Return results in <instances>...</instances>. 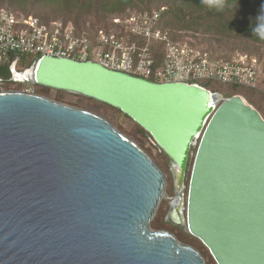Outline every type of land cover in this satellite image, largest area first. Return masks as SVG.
Instances as JSON below:
<instances>
[{"label":"water","instance_id":"water-1","mask_svg":"<svg viewBox=\"0 0 264 264\" xmlns=\"http://www.w3.org/2000/svg\"><path fill=\"white\" fill-rule=\"evenodd\" d=\"M11 77L119 110L171 162L168 221L216 264H264V117L244 97L50 57L13 66ZM166 186L157 163L105 119L0 93V264H207L152 229Z\"/></svg>","mask_w":264,"mask_h":264},{"label":"built area","instance_id":"built-area-1","mask_svg":"<svg viewBox=\"0 0 264 264\" xmlns=\"http://www.w3.org/2000/svg\"><path fill=\"white\" fill-rule=\"evenodd\" d=\"M163 12L164 8L146 7L127 17H107L104 27L87 24L80 31L63 21L44 23L33 15L17 16L0 8V69L17 70L23 59L50 57L92 62L156 83L260 87L255 56L213 55L197 38L171 32ZM6 83L0 76V93L6 91ZM22 91L35 94L28 88Z\"/></svg>","mask_w":264,"mask_h":264},{"label":"rangeland","instance_id":"rangeland-1","mask_svg":"<svg viewBox=\"0 0 264 264\" xmlns=\"http://www.w3.org/2000/svg\"><path fill=\"white\" fill-rule=\"evenodd\" d=\"M60 2V1H59ZM55 1H42V2H36L35 0H28V2H25V8L21 7L22 9H17V11L22 12L23 15L27 14H35L38 16H41L42 18H69V19H79V20H85L84 27L87 26V24L93 23V17L91 12L86 13L82 12L78 8L74 10H69L67 7H65L64 3H59ZM2 4V3H1ZM19 3L15 4V7H17ZM146 7H154V4L150 3L149 1H146L143 8ZM66 8V9H64ZM161 9V8H160ZM79 13H81L79 15ZM169 20V19H168ZM106 24H101L100 26L104 27ZM169 27V26H167ZM179 37L182 36V34L178 35ZM230 35H219L214 30H210V33L206 35V38L203 39L202 37H199L201 39L200 44L206 47L213 55L218 54L219 56H231L236 53H247L250 55H253L257 58V61L259 62V69L261 71L262 76V83L258 89L255 91L250 88L245 87H230L226 85H212L213 88L216 90L224 93V94H240L245 97H251L252 95H255L252 99H246L247 102L257 109L261 115L264 117V46L261 45H255L250 42H246L243 40L233 39ZM30 58L23 59V64H28ZM22 64V65H23ZM26 69H22L19 67L17 69V72H22ZM6 91H22L25 89H32L36 92V94L39 93V95L46 97L52 101L65 104L67 106L79 108L88 112H91L106 121H108L112 126L118 130L120 133H122L124 136L129 138L131 141H133L135 144H137L139 147H141L156 163L157 165L162 169L166 176L167 180V186H166V196L162 200L157 212L156 216L154 217L151 227L153 230H164L172 233L181 243L190 245L197 249L201 255L206 260L207 264H216L211 255L209 254L208 250L195 238L190 236L186 231L183 229L174 226L168 221V213L170 210V202H172L175 192H174V176L172 172V166L169 158L161 152L150 140L148 135H145L141 128L132 120H130L128 117H126L123 113H121L119 110L114 109L110 106H107L105 104L99 103L97 101H94L92 99H88L79 95H74L68 92L63 91H56L51 90L48 88H44L32 83H15L12 81V77L9 82L5 84ZM242 96V97H243ZM252 100V101H251ZM196 149H193V153H195ZM193 157L190 158L187 176H186V185L188 186L190 171L192 167ZM187 197V190L185 191ZM160 226V227H158Z\"/></svg>","mask_w":264,"mask_h":264},{"label":"trees","instance_id":"trees-1","mask_svg":"<svg viewBox=\"0 0 264 264\" xmlns=\"http://www.w3.org/2000/svg\"><path fill=\"white\" fill-rule=\"evenodd\" d=\"M36 2L42 1H55L64 3L65 7L69 10L78 8L82 12L90 13L93 17L92 25L98 27L105 23L107 17H127L134 11H142L145 8L146 1L154 4L157 9L164 8L163 18L167 21V27L175 35L185 34L193 36L201 41L210 33V30L216 31L217 34L230 35L233 39L243 40L255 45L264 46V39L255 34L254 29L261 23L259 16L264 14V0H227L226 6L221 10L214 6H209L202 2V0H35ZM28 0H0V8H5L17 16L23 15L17 9H22ZM2 3V4H1ZM19 3L17 7L15 4ZM25 8V7H24ZM66 9V8H64ZM81 13H79L80 15ZM31 15V14H30ZM39 18L42 22L48 23L52 21H63L67 24H72L76 29L82 30L85 20L69 19V18H42L41 16L32 14ZM169 19V20H168ZM214 55L219 56L218 54ZM39 57L30 58L28 64L20 63L22 69H29L37 63ZM23 64V65H22ZM0 76L4 82H9L11 79V71L9 66L0 69ZM201 86L210 90L213 93H220L225 98H230L240 94H224L212 85H217L211 82L201 83ZM228 86V85H226ZM231 88L233 86H230ZM253 90V89H252ZM255 91V90H254ZM36 94V92H35ZM39 95V93H38ZM243 96V95H240ZM245 97L246 99H252ZM252 101V100H251ZM263 116V115H262ZM142 130V129H141ZM142 132L146 134L144 130ZM160 227V226H158Z\"/></svg>","mask_w":264,"mask_h":264},{"label":"clouds","instance_id":"clouds-1","mask_svg":"<svg viewBox=\"0 0 264 264\" xmlns=\"http://www.w3.org/2000/svg\"><path fill=\"white\" fill-rule=\"evenodd\" d=\"M202 2L222 10L226 6L227 0H202ZM258 19L264 21V14L259 16ZM254 32L255 34L259 35L261 39H264V23H261L257 28H255Z\"/></svg>","mask_w":264,"mask_h":264},{"label":"bare ground","instance_id":"bare-ground-1","mask_svg":"<svg viewBox=\"0 0 264 264\" xmlns=\"http://www.w3.org/2000/svg\"><path fill=\"white\" fill-rule=\"evenodd\" d=\"M30 74H31V73L29 72V73H27V74L20 75V77H21V78H26V77H29V76H30Z\"/></svg>","mask_w":264,"mask_h":264}]
</instances>
